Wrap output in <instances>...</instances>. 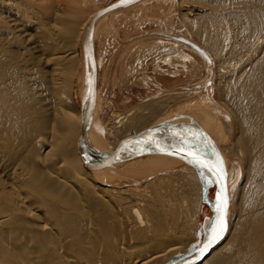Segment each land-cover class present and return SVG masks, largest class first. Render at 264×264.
I'll return each mask as SVG.
<instances>
[{
	"label": "bare ground",
	"instance_id": "bare-ground-1",
	"mask_svg": "<svg viewBox=\"0 0 264 264\" xmlns=\"http://www.w3.org/2000/svg\"><path fill=\"white\" fill-rule=\"evenodd\" d=\"M92 2L0 0V264H169L197 238L203 196L192 165L165 155L142 156L116 170L90 171L82 163L80 47L85 24L99 10L87 12ZM177 2L182 22L215 60L220 104L234 123L218 107L195 102L183 106L191 113L170 118H192L203 128L224 162L227 187L238 173L226 167L216 137L229 139L234 131L229 150L242 169L237 216L229 225L226 214L222 235L197 264H264V0ZM191 72L197 74L195 66ZM96 93L93 123L98 69ZM192 93L151 94L103 140L93 125L89 137L114 149L168 119L158 118ZM223 115L230 132L223 131ZM203 177L208 189L213 177L206 169Z\"/></svg>",
	"mask_w": 264,
	"mask_h": 264
},
{
	"label": "rangeland",
	"instance_id": "rangeland-1",
	"mask_svg": "<svg viewBox=\"0 0 264 264\" xmlns=\"http://www.w3.org/2000/svg\"><path fill=\"white\" fill-rule=\"evenodd\" d=\"M35 1L44 3L48 0ZM52 1L58 3L61 0ZM112 1L93 0L87 12L100 9ZM177 1L171 0L168 6H158L157 11L153 9L152 14H149L151 17L148 18H141L140 16L144 13H137L136 10L128 11L115 18L111 23L112 27L107 26L99 30L95 40L99 89V104L95 122L97 131L95 133L100 134L102 140L104 135L111 134V127L114 122L121 119V116L126 114L133 106L146 101L151 94L155 93L162 95L181 91L193 92L192 95L175 101L158 119L178 116L183 111L187 114L191 113L188 112V108L183 106H189L194 102L211 108L216 106L231 118L220 104L216 84L218 74L211 53L203 49L210 59L209 62H205L199 54L191 49L165 38L162 34H158L159 32H179L198 45L197 35L191 32L182 22L181 14L184 10L178 5ZM130 12L135 15H130ZM171 16L172 22L170 24L167 19ZM160 37L163 38L159 39ZM165 46H170V49L156 52V50ZM176 53L184 57L182 61L169 59L171 55ZM194 66L197 69L196 75L191 72ZM76 90L77 87L74 85L71 91L74 93V100L79 107V97L75 94ZM197 94H203V97L196 99L195 95ZM200 108L205 109V107L204 109ZM213 111L217 113L216 110ZM112 112H115L117 116L114 117ZM199 114L209 115L206 113ZM194 115H197V113ZM212 119L213 123L220 125L219 121L213 117ZM181 121L185 124L195 125L191 121L188 122L184 119ZM230 121L233 125L232 118ZM216 133L218 132L216 131ZM218 134L217 137L215 135L216 144H218L221 155L225 158L226 167L235 166L238 173L236 180L232 181L227 187L229 194L227 223L230 225L237 216V197L242 177L240 171L242 169L238 159L229 150L230 143L235 136L234 131L229 139L223 137L222 133ZM178 171L180 170L174 172V170L167 169L165 173L174 175ZM207 186L209 196L213 197L214 183H208ZM200 209L196 228L197 238L187 246L183 254H180L174 260L188 256L200 246L212 215L209 205L204 200H201Z\"/></svg>",
	"mask_w": 264,
	"mask_h": 264
},
{
	"label": "water",
	"instance_id": "water-1",
	"mask_svg": "<svg viewBox=\"0 0 264 264\" xmlns=\"http://www.w3.org/2000/svg\"><path fill=\"white\" fill-rule=\"evenodd\" d=\"M170 1L171 0H114L92 14L85 24L80 47V55L83 61V78L80 83L81 125L78 148L83 165L90 171L121 169L127 162L147 155H165L177 158L192 165L196 169L202 183L203 200L209 205L212 215L208 230H205L200 246L188 256L169 264H197L205 255H207L209 250L220 238L219 237L213 243L209 244V240L213 235L212 229L216 226L218 220L217 197L221 192L222 187H226L227 195V205L224 212V229L226 227V214L228 208L225 165L218 150L203 128L192 118H189V120L194 122V126L182 122L175 123V120L168 118L151 127L145 128L134 135L121 139L114 149L100 148L92 140V137H89V131L91 130L90 127L93 125V129L96 122L95 117L93 123L94 107L97 97V68L94 54V38H96L100 29H104L107 26L112 27L111 23L113 20L128 11L132 12L136 10L137 13L140 14H152L153 9L157 11L158 6H168ZM158 34H162L183 43L188 47L194 48L203 55L207 62H209L210 59L206 52L179 32H159ZM169 47L170 46L162 47L161 49L156 50V52L167 51L170 49ZM195 97L196 99H201L203 94H197ZM222 124L223 131L230 132L231 125L226 115H223ZM180 149H183L184 151L180 152ZM189 151L196 152L201 159L207 161L210 165H216L217 167L222 165L224 179L221 180L218 175L209 171L208 168L198 166L192 162V157L187 155ZM205 169L209 171L214 180L215 190L213 198L209 197L208 189L203 182V171ZM138 182L139 180L136 182L121 181L119 184L126 185Z\"/></svg>",
	"mask_w": 264,
	"mask_h": 264
},
{
	"label": "snow or ice",
	"instance_id": "snow-or-ice-1",
	"mask_svg": "<svg viewBox=\"0 0 264 264\" xmlns=\"http://www.w3.org/2000/svg\"><path fill=\"white\" fill-rule=\"evenodd\" d=\"M179 151L183 152L184 150L180 149ZM187 155L192 157V162H194L198 166L208 168L209 171H212L215 175H218L221 180L224 179L222 165L220 167H217L216 165H210L207 161L201 159L196 152L189 151ZM217 200L218 220L216 226L212 229L213 235L209 240V244L218 239L224 231V212L227 205L226 187H222L221 192L218 194Z\"/></svg>",
	"mask_w": 264,
	"mask_h": 264
}]
</instances>
